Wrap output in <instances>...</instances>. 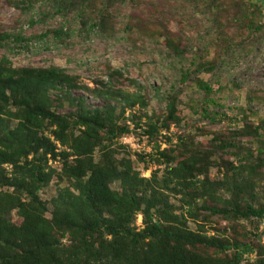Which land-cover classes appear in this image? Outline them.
<instances>
[{"label":"trees","instance_id":"trees-1","mask_svg":"<svg viewBox=\"0 0 264 264\" xmlns=\"http://www.w3.org/2000/svg\"><path fill=\"white\" fill-rule=\"evenodd\" d=\"M6 3L19 9L27 0ZM233 21L236 28L241 27V17ZM95 27L103 29L100 21L90 25V29ZM241 28L245 35L264 32V24L251 20ZM10 38L27 41L0 33V45ZM171 50H176L173 45ZM200 70L211 71L212 66H199L196 72ZM182 78H187L186 73ZM77 80L54 66L13 70L6 57L0 58V188L6 190L0 189V264H264V241L249 242L248 234L229 241L203 229L202 223L210 218L233 224L235 220L260 222L264 217V198L254 192L251 179L237 171L230 181L208 179L214 149L238 145L223 141L200 150L185 138L163 149L154 144L148 161L143 155L137 157L143 171L149 164L163 167L161 178H157V168L148 179L142 178L129 157H115L118 149H125L118 138L140 135L155 141L158 134L179 125L176 98L160 95L163 116L154 121L147 117L146 123L139 124L132 115L129 127L124 112L145 107L139 92H120L110 85L94 91ZM196 86L206 97L211 93L206 82L196 80ZM64 88L73 111L59 114L49 92ZM72 90L92 93L104 105L89 108L84 98L70 96ZM202 115H207L205 110ZM120 119L122 124H118ZM11 121H15L13 128ZM244 132L259 145L255 163L242 166L252 176L264 165V126L246 127ZM48 161H59L61 170L55 173ZM53 175L66 185L50 200L48 209L38 192ZM113 182L118 183L119 192L111 189ZM221 191L229 194L227 199ZM165 192L180 195L182 212H174ZM11 212L20 218L18 224L12 222ZM137 214L142 218L140 229L134 226ZM188 220L196 225L195 230L187 227Z\"/></svg>","mask_w":264,"mask_h":264},{"label":"rangeland","instance_id":"rangeland-1","mask_svg":"<svg viewBox=\"0 0 264 264\" xmlns=\"http://www.w3.org/2000/svg\"><path fill=\"white\" fill-rule=\"evenodd\" d=\"M237 17L242 19L241 27L249 20L264 24V0H27L19 9L0 0V33L27 40L10 38L2 43L0 58L6 57L13 70L27 66L64 69L78 77L79 85L94 91L110 85L120 92H139L145 107L135 106L124 112L123 119L129 120V127L132 115L139 124L146 123L147 117L152 121L161 118L165 106L159 96H174L181 118L179 125L170 126L155 141L140 135L132 138L123 135L117 143L125 149H118L115 157H129L134 169L145 179L157 168L160 179L163 167L149 164L143 171V163L137 157L143 155L148 161L146 156L152 153L154 144L163 149L183 138L196 149L204 150L229 141L238 147L214 149L208 179L221 182L226 177L230 181L237 171L241 177L251 179L254 192L264 198V165L252 176H247L242 168L255 163L259 146L244 129L264 126V32L245 35L244 29L235 27L237 23L233 20ZM99 21L103 29H90L91 24ZM57 30H61V35H55ZM172 45L175 51L171 50ZM205 65L212 66V70L196 72ZM115 71L120 77L113 75ZM185 73L187 78H182ZM196 80L210 86L207 97L197 88ZM67 92L65 88L49 92L56 113L73 111L66 102ZM69 94L84 98V105L89 108L104 105L83 90H72ZM202 110L207 115L203 116ZM122 123L118 120V124ZM14 126L15 121H11L10 127ZM258 132L262 134V129ZM47 164L55 173L61 170L59 161ZM65 185L53 175L38 192L48 209L50 200ZM110 187L119 192L117 182ZM221 192L227 199L229 194ZM165 193L174 212H182L180 195ZM10 217L13 223H19L20 218L14 212ZM141 222V215H135V228L140 229ZM202 224L206 234L229 241L239 234H248L247 240L254 244L264 241V217L260 222L235 220L233 224L210 218ZM186 225L190 230L196 228L189 220Z\"/></svg>","mask_w":264,"mask_h":264},{"label":"built area","instance_id":"built-area-1","mask_svg":"<svg viewBox=\"0 0 264 264\" xmlns=\"http://www.w3.org/2000/svg\"><path fill=\"white\" fill-rule=\"evenodd\" d=\"M129 136V135H128ZM131 136V135H130ZM121 138V137H120ZM131 138H132V136H131ZM122 139H124V137L122 138Z\"/></svg>","mask_w":264,"mask_h":264}]
</instances>
